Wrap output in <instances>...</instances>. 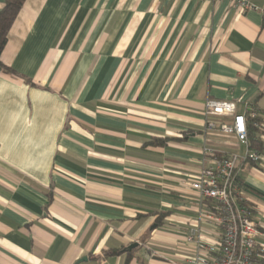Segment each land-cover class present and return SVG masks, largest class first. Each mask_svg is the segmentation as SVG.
Here are the masks:
<instances>
[{
	"label": "crops",
	"instance_id": "1",
	"mask_svg": "<svg viewBox=\"0 0 264 264\" xmlns=\"http://www.w3.org/2000/svg\"><path fill=\"white\" fill-rule=\"evenodd\" d=\"M249 2H23L0 55V264L181 262L211 205L189 186L204 146L239 156L264 248V0ZM209 98L256 111L258 163L205 129Z\"/></svg>",
	"mask_w": 264,
	"mask_h": 264
},
{
	"label": "built area",
	"instance_id": "2",
	"mask_svg": "<svg viewBox=\"0 0 264 264\" xmlns=\"http://www.w3.org/2000/svg\"><path fill=\"white\" fill-rule=\"evenodd\" d=\"M230 2L238 10L257 9L249 0ZM246 114L250 118L257 116L253 108L237 113L231 100L209 98L204 102L205 129L233 135L247 148L244 159L255 164L261 155L248 148ZM221 117L230 120L218 121L217 118ZM202 155L211 157L208 163H205V157L202 158V166L189 181V186L197 192L200 200H208L211 205L204 203L194 222L187 227L183 237L186 254L175 264H256L264 255V248L256 243L259 230L241 193L242 183L236 174L239 156L228 153L216 157L215 152L206 146L202 148ZM204 224L216 229L209 233L210 238L205 237Z\"/></svg>",
	"mask_w": 264,
	"mask_h": 264
},
{
	"label": "trees",
	"instance_id": "3",
	"mask_svg": "<svg viewBox=\"0 0 264 264\" xmlns=\"http://www.w3.org/2000/svg\"><path fill=\"white\" fill-rule=\"evenodd\" d=\"M24 1L25 0H5L3 6L0 9V55L5 46L9 28ZM0 67H2L1 63ZM4 69L8 70L6 68ZM246 122L248 147L249 149L259 148L260 140L257 133H259L260 130L256 125H260V121L257 116L255 118H250V116L246 114ZM155 143L157 142L155 141ZM118 252L119 250H111L110 252H105L104 255L107 256L116 254ZM256 264H264V255L258 258Z\"/></svg>",
	"mask_w": 264,
	"mask_h": 264
},
{
	"label": "water",
	"instance_id": "4",
	"mask_svg": "<svg viewBox=\"0 0 264 264\" xmlns=\"http://www.w3.org/2000/svg\"><path fill=\"white\" fill-rule=\"evenodd\" d=\"M138 246L137 242L131 243L127 248H125L128 251H131L132 249L136 248Z\"/></svg>",
	"mask_w": 264,
	"mask_h": 264
}]
</instances>
